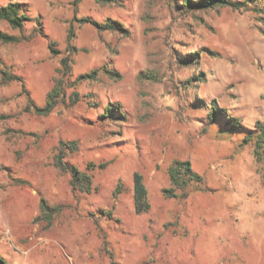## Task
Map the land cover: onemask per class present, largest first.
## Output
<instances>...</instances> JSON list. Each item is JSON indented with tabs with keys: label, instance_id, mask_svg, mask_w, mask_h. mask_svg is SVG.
Segmentation results:
<instances>
[{
	"label": "rangeland",
	"instance_id": "rangeland-1",
	"mask_svg": "<svg viewBox=\"0 0 264 264\" xmlns=\"http://www.w3.org/2000/svg\"><path fill=\"white\" fill-rule=\"evenodd\" d=\"M9 1L24 3L32 18L21 30L0 20L1 29L26 37L0 41V70L23 77L2 83L0 72V255L7 263L110 264L106 239L118 264H264V158H256L254 140L222 124L201 134L213 99L249 128L264 123V0L189 12L176 5L182 0L0 5ZM82 19L117 20L125 30ZM71 28V80L95 70L97 78L67 87L65 102L48 115L27 111L30 100L45 104ZM191 52L198 63L180 64ZM74 91L80 100L72 104ZM115 103L125 118L103 116ZM60 140L78 141L67 159L93 175L91 193H75L70 174L55 166ZM175 159L191 161L204 179V189L192 186L183 200L163 192ZM136 173L150 204L141 213ZM42 198L60 208L51 222L41 216Z\"/></svg>",
	"mask_w": 264,
	"mask_h": 264
},
{
	"label": "trees",
	"instance_id": "trees-1",
	"mask_svg": "<svg viewBox=\"0 0 264 264\" xmlns=\"http://www.w3.org/2000/svg\"><path fill=\"white\" fill-rule=\"evenodd\" d=\"M80 0H74L75 3ZM179 8L189 12L196 10H209L220 6H231L236 9H241L246 5V2L239 0H182L181 4H176ZM26 5L19 1H9L7 4L0 5V20L5 21L12 29L21 30L25 23L31 20V16L26 10ZM37 22L40 23V18H36ZM84 22H92L99 28H104L108 30H125L123 25L117 20H109L104 25L98 23L97 21H92L89 19H82ZM74 37V31L71 28L68 36V48L65 55L62 56L60 60V67L58 69V75L54 80V85L47 94L45 104L39 106L30 100V104L27 106L26 110H34L35 113L41 115H48L53 112L59 104L64 103L67 97V87H75L81 81L85 80H95L98 73L97 70L93 73L80 74L71 80L73 71V53L76 52L75 47L72 45L71 40ZM25 36H18L11 34L0 28V41L3 43H19L25 40ZM52 54L59 53L57 49L53 47L52 44L49 46ZM198 52H191L185 55L182 59H179V63L182 65H191L198 63ZM1 72V82L8 83L11 81L23 82V77L12 72L10 69L5 67L0 70ZM108 73L115 76H120L118 73H114L107 70ZM141 78L155 79L153 75L147 76L144 73L140 74ZM197 82H204L202 78H195ZM80 100L78 91H74L71 96V102L76 103ZM202 100V99H201ZM104 117L110 118H125V114L122 112V106L120 103L111 104L107 106L104 110ZM207 126L203 128L202 132L208 130V126L212 124H222L231 131H239L245 133V142L250 143L254 140L255 148L254 153L258 160L264 158V123L258 122L256 128H249L245 126L241 121L234 116L227 114V110L224 107H220L217 101L213 99L207 115ZM78 150L77 140H60L58 147L56 148V153L54 154L55 166L62 173L70 174V184L72 190L76 193H91L93 184V175L88 171L81 170L78 166L71 163L67 156L70 153H74ZM107 162L99 164V168H105ZM89 169V168H88ZM168 174L170 178L171 185L163 189V192L167 198L170 199H186L190 194V189L194 186L195 189H204V179L203 176L194 170L191 161L185 159H175L171 162L168 167ZM135 185H134V198H135V209L137 212H145L150 208L148 202V191L143 180V176L140 173L135 174ZM122 184L119 183L115 189L114 196L116 197L120 192ZM41 216L47 222H51L54 215L60 211L59 207H51L44 198L40 201ZM105 249L110 256V264H118L114 259L113 252L107 247V241H104ZM0 264H8L3 256L0 255Z\"/></svg>",
	"mask_w": 264,
	"mask_h": 264
}]
</instances>
